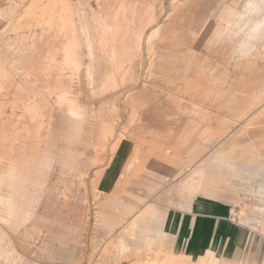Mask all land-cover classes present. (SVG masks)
<instances>
[{
    "label": "rangeland",
    "instance_id": "obj_1",
    "mask_svg": "<svg viewBox=\"0 0 264 264\" xmlns=\"http://www.w3.org/2000/svg\"><path fill=\"white\" fill-rule=\"evenodd\" d=\"M251 2L262 12L237 23ZM262 19V0H0V264H200L142 214L103 233L95 174L117 139L171 127L208 144L217 120L242 153L264 104Z\"/></svg>",
    "mask_w": 264,
    "mask_h": 264
},
{
    "label": "crops",
    "instance_id": "obj_2",
    "mask_svg": "<svg viewBox=\"0 0 264 264\" xmlns=\"http://www.w3.org/2000/svg\"><path fill=\"white\" fill-rule=\"evenodd\" d=\"M262 9L249 3L237 23ZM262 30L252 27L249 38ZM85 32L91 70L95 56ZM259 116V123L252 116L244 126L239 155L232 132L221 148L218 120L208 144L203 130L189 141L187 131L171 127L115 140L94 179L102 232L113 235L142 214L156 222L152 234L170 254L199 257L200 264L206 253L211 262L264 264V104Z\"/></svg>",
    "mask_w": 264,
    "mask_h": 264
},
{
    "label": "bare ground",
    "instance_id": "obj_3",
    "mask_svg": "<svg viewBox=\"0 0 264 264\" xmlns=\"http://www.w3.org/2000/svg\"><path fill=\"white\" fill-rule=\"evenodd\" d=\"M262 3L264 4V0H262ZM257 7V3L256 2H251V8L252 9H255ZM263 10V9H262ZM262 10H252V11H254V12H257V13H254L253 15H258V14H260L261 12H262ZM254 28H255V30H257V29H259L260 27H262V29L264 30V19H262V20H259V21H257L255 24H254V26H253ZM114 244H116V243H114Z\"/></svg>",
    "mask_w": 264,
    "mask_h": 264
}]
</instances>
